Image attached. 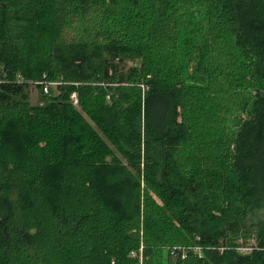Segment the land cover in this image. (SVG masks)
<instances>
[{
	"label": "trees",
	"instance_id": "16d2710c",
	"mask_svg": "<svg viewBox=\"0 0 264 264\" xmlns=\"http://www.w3.org/2000/svg\"><path fill=\"white\" fill-rule=\"evenodd\" d=\"M261 210L264 0H0V264H264Z\"/></svg>",
	"mask_w": 264,
	"mask_h": 264
},
{
	"label": "rangeland",
	"instance_id": "374dc122",
	"mask_svg": "<svg viewBox=\"0 0 264 264\" xmlns=\"http://www.w3.org/2000/svg\"><path fill=\"white\" fill-rule=\"evenodd\" d=\"M189 30L190 29H187L184 32H188ZM186 37L187 36H185V38ZM28 90H29L28 95H29L30 104L33 106L42 105L43 102L42 100H40L42 97L39 94V89L37 88V86H32ZM230 130L232 131V127L230 128ZM259 220H264V210L254 212V214H252V216L249 219V224H254ZM238 244L241 246L239 252L242 254L250 253L251 249L255 246L253 236H249V238H247L244 241L240 239ZM131 255L135 256L134 254Z\"/></svg>",
	"mask_w": 264,
	"mask_h": 264
},
{
	"label": "built area",
	"instance_id": "2783aa9c",
	"mask_svg": "<svg viewBox=\"0 0 264 264\" xmlns=\"http://www.w3.org/2000/svg\"><path fill=\"white\" fill-rule=\"evenodd\" d=\"M56 85H57L56 83H43V84H41L43 93H47L48 88L55 87ZM70 99L72 101V105L77 106L76 95L72 94ZM194 251L196 254H198L200 256V249L199 248H196Z\"/></svg>",
	"mask_w": 264,
	"mask_h": 264
}]
</instances>
